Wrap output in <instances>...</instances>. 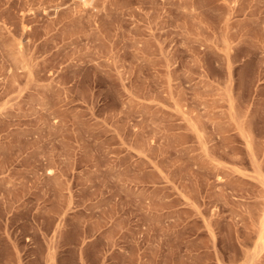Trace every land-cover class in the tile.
Masks as SVG:
<instances>
[{
    "label": "rangeland",
    "instance_id": "374dc122",
    "mask_svg": "<svg viewBox=\"0 0 264 264\" xmlns=\"http://www.w3.org/2000/svg\"><path fill=\"white\" fill-rule=\"evenodd\" d=\"M0 264H264V0H0Z\"/></svg>",
    "mask_w": 264,
    "mask_h": 264
}]
</instances>
